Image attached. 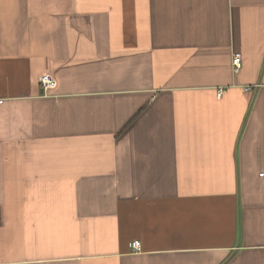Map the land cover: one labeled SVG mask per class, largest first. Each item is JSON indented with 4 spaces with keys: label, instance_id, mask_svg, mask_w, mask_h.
<instances>
[{
    "label": "crops",
    "instance_id": "obj_1",
    "mask_svg": "<svg viewBox=\"0 0 264 264\" xmlns=\"http://www.w3.org/2000/svg\"><path fill=\"white\" fill-rule=\"evenodd\" d=\"M2 98L0 264H264V0H0Z\"/></svg>",
    "mask_w": 264,
    "mask_h": 264
},
{
    "label": "built area",
    "instance_id": "obj_2",
    "mask_svg": "<svg viewBox=\"0 0 264 264\" xmlns=\"http://www.w3.org/2000/svg\"><path fill=\"white\" fill-rule=\"evenodd\" d=\"M242 65V56L240 55L239 52H235L233 54V71H235L236 73L240 72V68ZM57 79L56 77H54L51 73L49 72H44V74H42L40 76V84L41 87L43 89V91L48 92L49 89H53L57 86ZM252 88V86H246L245 89L246 90H250ZM223 88H220L218 90V95H221L223 92ZM4 102V98L0 99V105ZM141 242L138 239L133 240L130 243V246L133 247V249L136 250H140L141 249Z\"/></svg>",
    "mask_w": 264,
    "mask_h": 264
}]
</instances>
